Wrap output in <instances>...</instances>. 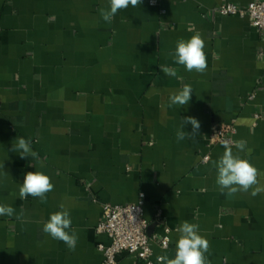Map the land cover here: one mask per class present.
Masks as SVG:
<instances>
[{
  "label": "crops",
  "instance_id": "1",
  "mask_svg": "<svg viewBox=\"0 0 264 264\" xmlns=\"http://www.w3.org/2000/svg\"><path fill=\"white\" fill-rule=\"evenodd\" d=\"M253 1L142 0L107 23L100 10L109 0H0V205L15 209L0 216V264H102L98 246L110 242L96 230L103 204L141 198L150 234H163L158 209L171 228L168 248L152 243L154 264L174 258L183 221L209 241V264H264V193L221 194L214 162L225 148L209 144L214 123H234L235 141H247L239 155L264 187V36L248 17L216 12L225 2ZM197 33L204 73L169 55ZM186 84L189 104L169 107ZM188 116L200 122L199 134L177 141ZM16 137L30 140L38 159L13 152ZM29 171L51 178L44 201L20 198ZM61 204L78 236L75 250L43 232ZM117 264L143 263L123 253Z\"/></svg>",
  "mask_w": 264,
  "mask_h": 264
},
{
  "label": "clouds",
  "instance_id": "2",
  "mask_svg": "<svg viewBox=\"0 0 264 264\" xmlns=\"http://www.w3.org/2000/svg\"><path fill=\"white\" fill-rule=\"evenodd\" d=\"M142 0H109V8L101 9V18L111 23L113 17L121 9H126L130 5L135 8L140 6ZM205 41L199 33L192 35L189 39H180L176 43L175 51L170 53L176 64L184 66L189 71L204 73L207 69V58L205 54ZM160 69L165 76L176 77L175 68L161 65ZM193 90L190 85H184L181 90L173 93L170 97L169 107L176 105L179 107L187 106L191 99ZM191 125L192 131H184L185 125ZM200 122L192 116L184 117L180 130L177 131L176 139L181 141L184 139L195 140L199 134ZM225 151L223 155L214 162L217 170L216 184L221 194L234 196L239 192L251 191V196L264 193V187L258 186V169L247 159L242 158L239 152L246 149V140H237L234 142L237 154L233 153V144L229 141L223 142ZM12 151L20 155V157L38 159V154L32 150L30 140L16 137V143L12 145ZM250 151V150H249ZM3 162L0 168H3ZM54 184L51 178L40 171H29L25 174L23 183L19 188V196L22 200H26L29 196L38 197L44 201L47 193L53 191ZM60 211H56L50 215V218L43 223V232L48 234L52 239L64 242L70 250H75L78 239L75 231H69L71 228V218L69 211L60 205ZM15 209L10 205H0V216H13ZM22 219V214L16 216ZM179 237L176 241V250L174 258L167 256H157V264H209L206 256L210 251L209 241L199 234V226L188 221H183L177 228Z\"/></svg>",
  "mask_w": 264,
  "mask_h": 264
},
{
  "label": "built area",
  "instance_id": "3",
  "mask_svg": "<svg viewBox=\"0 0 264 264\" xmlns=\"http://www.w3.org/2000/svg\"><path fill=\"white\" fill-rule=\"evenodd\" d=\"M151 6H160L163 0H148ZM216 12L222 16L248 17L251 25L264 36V0H256L245 7L232 2L218 6ZM258 119L259 116L256 115ZM236 125L234 123L217 122L212 125L209 144H222L229 141L234 145ZM208 156L205 157V160ZM154 221L163 227V234H149L150 222L145 217V201L141 198L131 204H103V217L97 226L99 234L106 235L110 242L99 244L103 254L102 264H117L118 257L131 254L143 264H154L152 243L158 242L168 248L171 242V228L165 223L163 212L158 209Z\"/></svg>",
  "mask_w": 264,
  "mask_h": 264
},
{
  "label": "water",
  "instance_id": "4",
  "mask_svg": "<svg viewBox=\"0 0 264 264\" xmlns=\"http://www.w3.org/2000/svg\"><path fill=\"white\" fill-rule=\"evenodd\" d=\"M152 228H153V226H150V228H149V234L151 233Z\"/></svg>",
  "mask_w": 264,
  "mask_h": 264
}]
</instances>
